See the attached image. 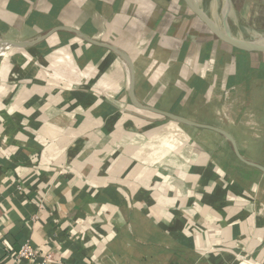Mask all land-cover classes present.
<instances>
[{
    "label": "crops",
    "instance_id": "crops-1",
    "mask_svg": "<svg viewBox=\"0 0 264 264\" xmlns=\"http://www.w3.org/2000/svg\"><path fill=\"white\" fill-rule=\"evenodd\" d=\"M188 8L0 0V264H264V143L234 129L264 54Z\"/></svg>",
    "mask_w": 264,
    "mask_h": 264
},
{
    "label": "rangeland",
    "instance_id": "rangeland-1",
    "mask_svg": "<svg viewBox=\"0 0 264 264\" xmlns=\"http://www.w3.org/2000/svg\"><path fill=\"white\" fill-rule=\"evenodd\" d=\"M234 1L237 2L236 8L238 10V14L243 19H245L246 23L249 26H255L257 28H260V30L264 31V0H234ZM256 94L257 92L253 91L251 92L250 96H248L246 99L245 98H243V100L238 99V101H242V103L239 102L238 103L241 104L240 106H243L245 108L244 109L245 112L243 116L240 117L239 119L238 116L235 117L236 119H238L236 122L241 125H237V127L234 128L236 132H238L239 134L241 133L242 135L244 134V136H246L243 139H240L241 148L251 157L253 156V153L257 152L256 149H260V151L263 150L262 144L264 143V103H261L259 101ZM223 97L224 95L219 94L217 95L216 99L219 98L222 100ZM233 126H234L233 123L228 122L225 130L232 131ZM246 138H249L253 141L248 140ZM252 142H254V145H252ZM223 143L230 145L228 141L227 142L225 141ZM258 143H260V145ZM232 155L230 157L234 159ZM231 163H233V161ZM234 163L236 165H239V167H241L240 166L241 164L236 160H234ZM237 170L238 168L235 169L236 174H238ZM261 186L264 190V185ZM249 192H250L249 194H252V196H254L256 199L260 198V195L257 192V190L255 192L253 190ZM261 198L262 200H264V191Z\"/></svg>",
    "mask_w": 264,
    "mask_h": 264
},
{
    "label": "bare ground",
    "instance_id": "bare-ground-1",
    "mask_svg": "<svg viewBox=\"0 0 264 264\" xmlns=\"http://www.w3.org/2000/svg\"><path fill=\"white\" fill-rule=\"evenodd\" d=\"M204 10L229 37L255 40L264 37V31L246 24L234 0H189ZM255 17V16H254Z\"/></svg>",
    "mask_w": 264,
    "mask_h": 264
},
{
    "label": "water",
    "instance_id": "water-1",
    "mask_svg": "<svg viewBox=\"0 0 264 264\" xmlns=\"http://www.w3.org/2000/svg\"><path fill=\"white\" fill-rule=\"evenodd\" d=\"M190 10L195 14L202 23L209 29V31L220 41L230 45L231 47L243 51L246 53H259L264 54V37L257 38L255 40H242L240 38L229 37L225 32L221 30V28L215 23V21L209 17V15L202 9H200L197 5L189 0H184ZM227 139L233 143L232 137L228 133H224ZM239 155V154H238ZM240 159L246 163L253 165L252 163L245 160L243 157L239 155ZM255 166V165H254ZM262 170L263 168L256 166Z\"/></svg>",
    "mask_w": 264,
    "mask_h": 264
},
{
    "label": "built area",
    "instance_id": "built-area-1",
    "mask_svg": "<svg viewBox=\"0 0 264 264\" xmlns=\"http://www.w3.org/2000/svg\"><path fill=\"white\" fill-rule=\"evenodd\" d=\"M41 256H44L45 259H40ZM15 259L20 261H36L37 264H50L52 261L50 256L47 255V252L44 250V248L35 249L29 244L24 245L21 248Z\"/></svg>",
    "mask_w": 264,
    "mask_h": 264
}]
</instances>
